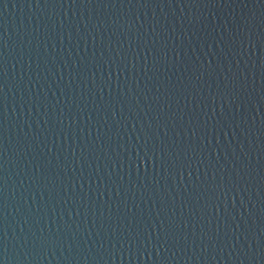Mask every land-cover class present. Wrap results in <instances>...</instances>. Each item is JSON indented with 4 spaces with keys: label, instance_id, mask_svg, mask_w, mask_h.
<instances>
[{
    "label": "water",
    "instance_id": "obj_1",
    "mask_svg": "<svg viewBox=\"0 0 264 264\" xmlns=\"http://www.w3.org/2000/svg\"><path fill=\"white\" fill-rule=\"evenodd\" d=\"M0 264H264V0H0Z\"/></svg>",
    "mask_w": 264,
    "mask_h": 264
},
{
    "label": "snow or ice",
    "instance_id": "obj_2",
    "mask_svg": "<svg viewBox=\"0 0 264 264\" xmlns=\"http://www.w3.org/2000/svg\"><path fill=\"white\" fill-rule=\"evenodd\" d=\"M3 101L2 100H0V103H2Z\"/></svg>",
    "mask_w": 264,
    "mask_h": 264
}]
</instances>
